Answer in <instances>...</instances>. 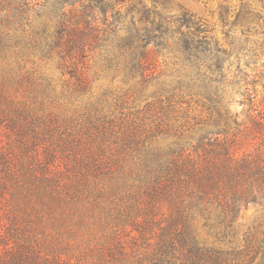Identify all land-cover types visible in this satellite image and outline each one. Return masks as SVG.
Here are the masks:
<instances>
[{
    "label": "trees",
    "instance_id": "trees-1",
    "mask_svg": "<svg viewBox=\"0 0 264 264\" xmlns=\"http://www.w3.org/2000/svg\"><path fill=\"white\" fill-rule=\"evenodd\" d=\"M169 3L0 0V264H264V0Z\"/></svg>",
    "mask_w": 264,
    "mask_h": 264
},
{
    "label": "rangeland",
    "instance_id": "rangeland-1",
    "mask_svg": "<svg viewBox=\"0 0 264 264\" xmlns=\"http://www.w3.org/2000/svg\"><path fill=\"white\" fill-rule=\"evenodd\" d=\"M170 3L167 6L169 12L178 13L181 8L190 10L199 16H206L211 19L212 24H214V36L217 40L222 43L223 34L221 28L217 21V12L220 3L223 0H169ZM233 4H237L239 0H229ZM239 38V37H237ZM88 66H90L91 76L94 77L93 83V92L96 96H101L104 93H108V97L112 98L115 95H120L122 92L132 88L134 82L126 83L122 75H116L113 70L106 69L104 63L98 59L96 55H90L88 57ZM160 63L163 60L160 58ZM48 68L53 69L54 74L58 78L60 73L56 70V65L49 64ZM167 82H170L168 80ZM256 93L258 98H264V79L261 80L255 86ZM155 91V88L148 90V95H152ZM231 111L233 114L240 113L242 109H248V105L242 108L237 101L242 99V96L239 94H234L231 98ZM196 105L192 104L189 107V113H199L198 109L196 110ZM244 119V116L241 117V120ZM264 216V208L256 205H250L248 209H243L239 215L237 225L242 231L247 230L255 222L260 220Z\"/></svg>",
    "mask_w": 264,
    "mask_h": 264
}]
</instances>
